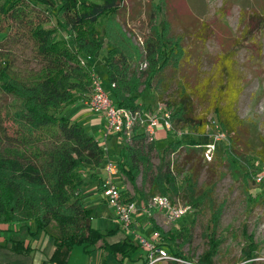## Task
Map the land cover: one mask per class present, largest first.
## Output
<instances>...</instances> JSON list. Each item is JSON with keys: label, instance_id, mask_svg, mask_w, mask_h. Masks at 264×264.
<instances>
[{"label": "trees", "instance_id": "1", "mask_svg": "<svg viewBox=\"0 0 264 264\" xmlns=\"http://www.w3.org/2000/svg\"><path fill=\"white\" fill-rule=\"evenodd\" d=\"M122 1L91 4L86 0H0V34H4L1 35L4 46L0 49V94L11 97L9 103L0 105V229L7 230L13 225L21 230L33 224L53 238L51 258L56 264H67L74 246H82L85 251L90 246L103 247L107 253L122 258L135 248L128 239L110 244L106 236H112V232L104 234L92 227L91 209L82 201V173L89 170L90 180L97 181V190L102 192L103 178L97 177L96 170L104 166V152L93 136L62 114L67 105L83 101L90 82L93 85L94 74L87 61L103 49L101 31L96 26L101 18L115 14ZM160 3L150 4L151 18L157 14V7L161 9ZM51 21L55 24L50 25ZM61 31L66 37L59 38ZM167 34L166 21L161 31L153 26L151 36L144 41L143 61L147 66L139 71L133 66L136 59L117 47L106 48L102 59L110 84L106 93L116 107L142 111L145 104L139 103L143 95L139 87L150 86L164 68L184 58L179 41H173ZM21 39L31 45L32 55L41 65L40 72L31 79L22 80L9 74L7 48ZM225 60L221 57L220 65L217 63L218 76L209 98L203 81L179 85L178 102L165 103L166 108L174 107L169 116L172 128L166 134L184 130L204 136L211 125L207 120L210 112L228 136L225 157L230 172L247 177L240 168L244 159L239 135L242 121L236 112L240 89L235 86L231 65ZM118 135L125 138V143L113 163L117 174L133 189L130 195L119 183L123 202H135L140 207L151 197L161 195L172 200L181 197L193 209L208 204L211 214L204 235L208 248L196 262L214 264L212 259L221 244L217 229L222 206L212 203L214 185L198 190L195 164L198 157L199 161L203 159V144L193 138L183 143L171 141L158 153V164L154 165L152 154L158 152L154 139L148 141L144 132L139 131L128 139ZM180 151L182 167L170 158ZM255 157L264 163V138L260 139ZM52 224L57 226L56 231ZM152 230L159 231L158 245L169 255L190 261L182 251L191 240L189 228L163 232L152 223ZM251 248L252 243L243 251L244 264H254ZM9 249L16 254L27 251L23 242Z\"/></svg>", "mask_w": 264, "mask_h": 264}, {"label": "rangeland", "instance_id": "2", "mask_svg": "<svg viewBox=\"0 0 264 264\" xmlns=\"http://www.w3.org/2000/svg\"><path fill=\"white\" fill-rule=\"evenodd\" d=\"M86 1L91 4L103 2ZM151 3L161 4V9L157 7L159 10L153 18ZM117 10L115 14L99 20L96 27L101 31L103 49L87 61L103 91L108 92L110 89L107 71L102 62L108 46L117 47L127 56L136 59L133 61L136 70L146 69L147 63L143 61L144 41L151 36L153 26L161 31L163 22L166 21L167 37L179 41L184 52V58L177 64L164 68L152 80L150 86L139 87V90L143 91L139 99L140 104H145L143 112L155 110L158 104L165 106L166 102L176 104L177 90L184 82L193 85L203 81L206 83V94L209 98L218 76L217 63L221 57L227 58L225 61L230 63L234 84L240 89L236 105L237 115L242 121L239 135L242 139L240 150L244 159L240 163V168L247 173V177L230 172L225 157L229 139L221 130L225 138L214 143L212 159L208 161L203 152V159L199 161L198 157L196 160L195 167L199 174L198 190L210 184L214 185L211 192L212 203L214 206H222L217 229V237L221 244L217 255L212 259L213 263L244 264L243 251L252 243L254 264H264V183L258 185L255 182L258 175L264 174V163H260L255 157L260 139L264 138V0H123ZM54 24L50 22V25ZM1 35L4 34H0L2 50L1 46H4V43ZM58 36L66 37V33L58 32ZM67 41L71 44L68 38ZM7 50L10 75L24 80L31 79L33 74L37 75L40 72L41 65L34 59L31 45L26 40H17L16 45L8 46ZM144 64L145 66L141 67ZM92 94L93 86L90 82L83 101L67 105L62 114L98 140L104 152V161L113 162L125 143V138L116 135L117 133L105 136L106 127L103 132L90 127L87 120L91 118V114L82 102L88 101ZM10 101L11 97L0 94V105ZM173 108L167 107L166 111L170 112ZM207 120L210 121L209 124L215 121L210 112L207 113ZM206 130L204 136H197L184 130L165 133L164 136L156 133L153 139L158 152L152 154L153 164H158V155L171 141L183 143L193 138L200 141L204 147L214 140L215 132L211 125ZM170 158L182 167L183 152L171 154ZM114 179L118 187L119 183H123V187L133 195L132 187L125 183L119 174ZM87 183L88 180L80 186L81 192H84ZM139 183L138 181V185ZM88 186L86 190L88 193L82 194V201L91 209L92 227L100 233L112 232V236H106V241L110 244L128 239L135 248L128 256L122 258L107 253L103 247L90 246L85 251L82 246H74L67 264H144L147 250L139 244L138 236L150 243L153 242L155 239L152 223L163 232L189 228L191 240L183 246L182 251L190 261H197L207 250V239L204 235L211 214L208 204L193 209L181 197L170 199L173 203L187 208L182 218L171 223L163 216H153L155 210L148 216L138 208L132 216L133 230L126 231L118 223L114 209L101 200L96 190L97 181L96 189L92 184ZM156 213L162 214L160 211ZM51 227L57 230L55 224ZM17 242H23L27 251L19 254L12 252L9 247L17 245ZM6 245L7 247H3ZM53 251V238L38 230L33 224L21 230H16L13 225L8 226L7 230L0 229V263L56 264L51 258Z\"/></svg>", "mask_w": 264, "mask_h": 264}, {"label": "built area", "instance_id": "3", "mask_svg": "<svg viewBox=\"0 0 264 264\" xmlns=\"http://www.w3.org/2000/svg\"><path fill=\"white\" fill-rule=\"evenodd\" d=\"M144 66L145 64L141 67ZM92 86L93 94L85 104L91 112L105 118V136L109 133H117L124 135L128 139L136 129L144 128L143 132L145 136L148 141H151L156 134L157 127L161 126L165 131L171 130L172 126L169 120L170 112H168V110L166 111V106L158 104L157 108L148 114L147 119H145L143 110L131 111L129 109L116 107L110 100L108 94L100 88L95 76H93ZM212 123L211 127L215 130L213 133L214 140L204 146V156L208 161L212 159V153L215 150L214 143L225 138L219 126L215 122ZM104 173L105 177L102 182L101 194L105 202L114 209L118 223L126 231L133 230L134 225L132 216L138 208L145 214H148V216L153 210H159L163 212L168 223L175 222L182 218L187 212L185 206L177 205L168 197L161 195L151 197L140 207H138L135 202H123L120 189L116 185L114 179L117 175L115 163L108 161L105 164ZM255 182L258 185L264 183V174L258 175L255 178ZM153 238L155 240L150 243L138 236L139 244L147 250V258L144 264H157L161 261H175L178 264H200L196 261H185L169 255L164 248L158 245L160 240V234L158 232L153 233Z\"/></svg>", "mask_w": 264, "mask_h": 264}, {"label": "crops", "instance_id": "4", "mask_svg": "<svg viewBox=\"0 0 264 264\" xmlns=\"http://www.w3.org/2000/svg\"><path fill=\"white\" fill-rule=\"evenodd\" d=\"M105 66V65H104ZM106 68V67H105ZM82 104H83V106L84 107H86L87 108V111L88 112H90V114H91V118H89V120H87L88 121V123H89V125H90V127L91 128H95V129H98V131H104L105 130V127H106V121H105V118L103 117V116H101V115H97V114H95V113H93V112H91L90 111V109L88 108V106L85 104V102L83 103L82 102ZM151 109V108H150ZM147 110V109H146ZM148 111V110H147ZM154 110H151L150 112H144V118L145 119H147V117H148V114H150L151 112H153ZM135 131H139V132H143V129L142 128H138V129H136ZM156 133H157V135H159V136H164L165 135V133H166V131L163 129V127H161V126H159V127H157L156 128ZM116 135H118V134H116ZM118 136H120V135H118ZM98 141V140H97ZM110 159V158H109ZM109 160H107L105 163H104V166L100 169V170H96V174H97V177H99L100 175V178L102 177V178H104L105 177V173H104V167H105V164L108 162ZM90 171H87V170H84L83 171V173H82V175H83V184L86 182V180H88V183H87V185H86V188H85V190H84V192H81V194H84V195H86V193H88L86 190H87V186L89 185V184H92V186H93V188L94 189H96V187H95V180H90V178H89V176H90ZM100 173V174H99ZM89 187V186H88ZM98 189V188H97ZM96 189V190H97ZM97 192H99V196H100V198H101V200L103 201V202H105V200H104V198H103V196H102V194H101V192L99 191V190H97ZM157 211H159V210H155V212L152 214L153 216H163L164 217V214H163V212H162V214L161 215H158L156 212ZM161 212V211H160ZM133 224H134V222H133Z\"/></svg>", "mask_w": 264, "mask_h": 264}]
</instances>
